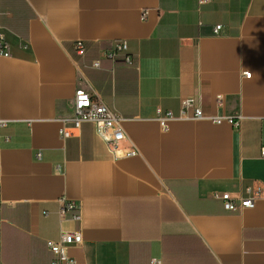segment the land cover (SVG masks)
<instances>
[{
  "label": "crops",
  "instance_id": "0c3cea01",
  "mask_svg": "<svg viewBox=\"0 0 264 264\" xmlns=\"http://www.w3.org/2000/svg\"><path fill=\"white\" fill-rule=\"evenodd\" d=\"M0 37V264H52L62 231L82 234L66 247L79 264H264V200L228 212L214 197L264 186V0H0ZM117 41L132 65L101 59ZM78 89L123 118L138 156L73 128ZM184 99L240 127L163 131L157 111L179 117Z\"/></svg>",
  "mask_w": 264,
  "mask_h": 264
},
{
  "label": "built area",
  "instance_id": "2783aa9c",
  "mask_svg": "<svg viewBox=\"0 0 264 264\" xmlns=\"http://www.w3.org/2000/svg\"><path fill=\"white\" fill-rule=\"evenodd\" d=\"M200 5L208 4L209 0H198ZM145 18V16H144ZM222 26H217L214 29V34L219 35ZM2 38L0 37V54L8 55ZM75 50L80 58H85L87 49L85 43L78 41L75 44ZM124 56L127 65H132V57L128 55V45L126 41H117L113 43L112 47L106 49L101 54V59L115 61L118 57ZM100 61H96L93 66L96 69L100 68ZM246 77L250 74L245 73ZM223 97L217 96L216 101L220 106L223 103ZM174 119H181L187 121H210L214 124L228 123L234 127H240L241 117L233 116H208L203 112L202 107L195 99H184L181 103V114L176 117L172 112L157 111V121L159 122L163 131L167 132L169 129L168 123ZM69 122L72 123L73 128L80 129L85 123L93 124L96 128L98 137L112 150L118 157H136L138 150L131 145L128 149H123L122 145L126 140V136L122 127L123 118L120 117L113 109H111L104 101L96 97L93 93L78 89L72 101V114ZM71 129L64 125L60 130V135L63 139L71 136ZM261 155L264 158V145L261 148ZM215 199L220 200L224 204V208L228 212H241L244 210L254 209L257 202L264 200V186L255 184L246 189V196L240 198H233L230 194L214 195ZM75 212L73 216L74 221H80V208L75 202H62V207L59 211L61 219H65L69 213ZM83 241L80 232L62 231L61 240L59 242L48 241L47 246L54 254L55 259L52 264H79L77 261L71 259L66 252V247L69 245H80ZM161 264V263H154Z\"/></svg>",
  "mask_w": 264,
  "mask_h": 264
}]
</instances>
